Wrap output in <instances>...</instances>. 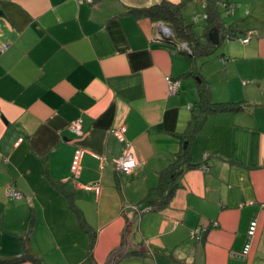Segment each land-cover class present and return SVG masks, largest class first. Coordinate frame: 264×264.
Instances as JSON below:
<instances>
[{
    "label": "crops",
    "instance_id": "crops-1",
    "mask_svg": "<svg viewBox=\"0 0 264 264\" xmlns=\"http://www.w3.org/2000/svg\"><path fill=\"white\" fill-rule=\"evenodd\" d=\"M162 1L180 6L188 25L206 2L0 0V44L8 47L0 55V259L22 255L30 232L43 264H108L128 226L138 251L128 246L114 264H264V0H223L233 6L220 9L223 22L249 40H224L200 70L213 104L242 109L200 116L188 143L180 137L200 113L196 86L183 81L180 45L188 50L165 23L132 12ZM196 23L202 35L206 23ZM169 79H180L176 95ZM77 119L80 137L68 130ZM120 127L124 143L113 135ZM183 147L190 160L171 199L146 211L149 191ZM78 148L86 154L73 178ZM128 150L141 166L118 174L112 161ZM9 188L21 199L7 198ZM254 219L249 255L238 258ZM201 228V241L192 240Z\"/></svg>",
    "mask_w": 264,
    "mask_h": 264
},
{
    "label": "trees",
    "instance_id": "trees-1",
    "mask_svg": "<svg viewBox=\"0 0 264 264\" xmlns=\"http://www.w3.org/2000/svg\"><path fill=\"white\" fill-rule=\"evenodd\" d=\"M222 5H226L223 7ZM232 6L227 4L223 0H206L204 13L207 16L205 20V30L202 35H198L192 24L186 25L183 21V17L181 16L180 6L173 5L167 1H162L158 5L152 6L143 10H134L132 11L134 15L137 17H147L153 22H162L165 23L171 29L173 33L174 43L178 44H186L188 47V52L182 53L189 63L191 64L190 71L187 72L185 77H192L193 72H197L195 68V59L204 58L211 56L217 48L221 45L224 40L232 41L236 40L231 27H228L223 22L222 11L227 12L228 7ZM220 9H223L222 11ZM202 15V14H201ZM203 22V21H202ZM213 27H217L219 34V45L214 46L208 40V34ZM240 43V42H239ZM195 78V76H193ZM202 77V76H201ZM180 80V79H178ZM196 92L198 96L197 108L200 113L198 116L194 117L192 121L188 123V127L186 132L182 135L184 142H189L197 130L200 127V123H198L197 119L202 118V121L205 119V116L209 113H221V112H237L242 109L240 105L234 104H213L210 100L209 87L208 83L204 81L203 78L198 77V82L196 85ZM189 152L188 148L181 149V151L174 157L173 162L161 173L160 177V185L157 188L149 191L146 197L147 207L150 210H153V207L156 209L165 206L168 201L171 199L175 187L172 184L175 177L181 174V169L184 164L189 163ZM171 179L170 183L167 181ZM69 200V208L76 215L79 227L87 232L85 229L84 221L78 210L75 209L71 195L65 194ZM155 197H158L159 200L155 201ZM32 225V221L29 222ZM30 232L24 238V252L22 255L8 259L2 260L0 259V264H21L23 262H31L33 264H43L41 258L34 254L29 246ZM92 246V244H91Z\"/></svg>",
    "mask_w": 264,
    "mask_h": 264
},
{
    "label": "built area",
    "instance_id": "built-area-1",
    "mask_svg": "<svg viewBox=\"0 0 264 264\" xmlns=\"http://www.w3.org/2000/svg\"><path fill=\"white\" fill-rule=\"evenodd\" d=\"M206 1V0H205ZM76 2L80 5L82 4H92L94 2V0H76ZM223 7H226V5H222ZM205 7V5H204ZM233 10V6H229L228 7V11L232 12ZM207 19V16L205 14L199 15V16H195L192 18V22L196 23L199 21H205ZM167 32L169 33V31L167 30ZM249 39H236L235 41L240 42L242 44L247 43ZM184 48L186 50H188L187 45H183ZM8 49L7 45H3L0 44V55L2 53H4L6 50ZM189 51V50H188ZM221 62V64H224V60L220 59L219 60ZM181 86V82L178 79H169L167 82V87H168V93L169 95H176L179 92ZM188 109L190 110L191 107H188ZM68 130L75 135L76 137H80L83 134L82 131V121L80 119H77L75 121H73L69 127ZM113 135L114 137H116V139L121 142L124 143L125 142V128L124 127H120L117 128L113 131ZM21 141H18L16 143V146L19 145ZM86 154V151L83 149H76L73 156H72V160H71V164H70V173L72 175L73 178L77 177L80 173V169H81V162L82 159L84 157V155ZM92 155V154H91ZM102 163L105 164L107 163V161L105 159H101ZM112 164L114 166V169L116 171V173L121 174V175H128L130 173H132L133 171H135L137 168H139L141 166V163H139L135 156L133 155V153L131 151H126L119 159H116L114 161H112ZM204 170H207L206 168H203ZM89 190L95 191L96 193H98L99 191V187L97 186H90L88 188ZM6 197L10 198L12 200H20L21 199V194L16 191L13 188H9L6 190ZM134 210H138L137 207H133ZM146 211H149L150 208H146ZM256 228H257V220L254 219L252 220V222L249 225L248 228V232H247V242L242 250V252L239 255H236V257L238 258H246L249 255L250 249H251V241L255 235L256 232ZM207 231L206 228H201V229H196L190 232V238L194 241H201V239L203 238V234Z\"/></svg>",
    "mask_w": 264,
    "mask_h": 264
},
{
    "label": "rangeland",
    "instance_id": "rangeland-1",
    "mask_svg": "<svg viewBox=\"0 0 264 264\" xmlns=\"http://www.w3.org/2000/svg\"><path fill=\"white\" fill-rule=\"evenodd\" d=\"M225 13H227V12H225ZM225 13H223V16H225V18L227 19L228 18V16L225 14ZM228 14V13H227ZM184 23H185V21H184ZM186 25H188L187 23H185ZM191 25V24H190ZM192 26H193V28H194V30H195V32L196 33H198V32H200V28H201V23H193L192 24ZM222 47V45H220L218 48H217V50L211 55V56H208V57H204V58H198V59H195L194 60V62H195V68H196V71L197 72H193V76H195V78L192 76V77H188V78H185V80H184V78H183V81H191L195 86L197 85V82H198V77H200V78H202L201 76V68L202 67H206L207 66V64L209 63L208 61H209V59H210V61H215V60H217V58L219 57V49ZM180 50H181V52H184L183 51V49L181 48V45H180V48H179ZM184 53H186V52H184ZM220 60V59H219ZM187 69H188V71H190V67H191V64L189 63V61L187 60ZM204 79V81L206 82V83H208L207 82V80H205V78H203ZM196 96H197V94H196ZM198 101V100H197ZM193 104V103H192ZM195 104H193V106H194Z\"/></svg>",
    "mask_w": 264,
    "mask_h": 264
},
{
    "label": "water",
    "instance_id": "water-1",
    "mask_svg": "<svg viewBox=\"0 0 264 264\" xmlns=\"http://www.w3.org/2000/svg\"><path fill=\"white\" fill-rule=\"evenodd\" d=\"M165 28H167L166 26H164ZM169 31V29H167ZM208 40L209 42L214 45L217 46L219 45V34H218V29L217 27H213L209 34H208ZM128 227V226H127ZM127 227L125 229V234H124V241H125V246L122 250L118 251L117 253H115L108 261V264H114L119 258H121L123 256V254L125 253V251H127V247L131 246V242L130 240L126 239V232H127ZM136 249V248H133ZM137 250V249H136ZM138 251V250H137Z\"/></svg>",
    "mask_w": 264,
    "mask_h": 264
}]
</instances>
